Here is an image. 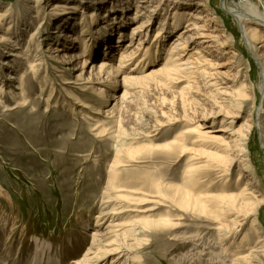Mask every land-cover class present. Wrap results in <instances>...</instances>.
I'll return each instance as SVG.
<instances>
[{
    "label": "rangeland",
    "instance_id": "rangeland-1",
    "mask_svg": "<svg viewBox=\"0 0 264 264\" xmlns=\"http://www.w3.org/2000/svg\"><path fill=\"white\" fill-rule=\"evenodd\" d=\"M54 1L56 0H40L37 7L35 3H31L34 4L33 6L28 5L26 0H0V10H4V7L8 5L13 11L7 15L6 22L3 25L0 24L2 26L0 33L8 32L11 37L10 42H18L20 47L17 49L18 53L22 52V57H9V53L14 49L12 44L4 46L0 44V57L13 59L11 68H4L5 74L6 71L14 72L15 75L24 71L26 74L29 71L24 62L30 60L34 54L39 55L38 59L40 58L38 74H28L24 98L16 97H20V90L15 88L19 85L18 78L9 80L11 90H6L5 97H0V194H2L0 202L6 210L17 216L19 224L25 225L27 235L20 240L19 233L0 219V251L3 254L10 252L11 257L19 261L24 260L30 254L34 244L30 236H35L55 243L54 252L65 264H70V260H75L83 253L87 245L88 233L93 229L94 215L99 210L98 200L105 186L106 173L114 157L113 143L110 138H107L108 134L96 138L88 131L87 117L96 118L97 116L106 127L117 121L126 135L139 137L132 144L136 147L132 154H121L122 160L126 162H123L120 169L128 174V179L125 181L143 178L149 182L145 185L140 183L142 192H146L148 198L156 200L160 197L159 205L147 202L137 206L138 209L148 205H155L156 208L139 215H149L148 219L152 227L138 237L133 263L129 264H232L231 250H235V242L240 240V235L250 229L251 220L247 222L245 228L237 230L234 238L222 240L218 232L213 229L214 224L208 216L204 214L199 216L198 212L178 209L170 200L172 195L170 186L181 183L188 159L193 157L201 145L190 143L189 135L184 136L187 148L183 150L181 147H175L177 144H174V147L170 146L171 148L167 144H170L169 142L181 131L194 127L200 122H204L205 129H208L212 125H219L222 119L229 129H237L251 112L250 100L244 102L241 112L229 116L232 118L219 116L217 124H212L209 120L215 119L212 115L201 119L206 112L218 110V107L210 105V102L203 105L204 111L203 106L194 105L195 102H192V105L182 103L179 89L183 82L169 88L149 85L139 92L134 89L127 98L119 100L118 97L107 105L101 106L102 98L91 90L80 92L74 88L79 85L68 86L61 82L62 77L67 78L66 80H74L79 71L71 74L65 69L68 65L63 62L62 55L69 50L56 51L49 47H57L66 40L63 35L57 37V29L62 27L65 31H71V27H74L75 31L72 33H78L79 25L76 23L69 25L70 21L64 22L65 20L59 22V16H56L57 18L51 16L48 8ZM65 2L73 5L75 0ZM211 2L212 8L216 9L217 0ZM94 7L98 8L96 13L98 14L97 24H99L104 15V9L102 5ZM217 10L218 16L223 14L218 22L225 21L229 29L227 35L235 38L234 41H236L231 42L229 47H233L237 53L235 64H228L217 69L221 78L219 86L229 92L233 90L238 92L242 83L247 82L248 86H252V91L249 87L248 93L254 97L255 114L259 110L262 111L259 117L255 115L256 119L248 134L246 150L257 166L256 177L262 181L256 187L264 192V91H260L258 87L264 84V79L260 77L258 53L256 50L253 51L254 49L250 50L246 42H241L242 32L233 18L229 15L227 18L223 10ZM260 10L264 13V6L261 5ZM132 12L124 15L126 24L124 23L123 26V36L128 33L133 23ZM77 13L75 12V17L79 16ZM7 22L10 23V29L5 31ZM217 24L221 27V23ZM33 29H37L39 34L37 39L32 41L35 43L32 44L29 52L26 53L24 52L26 41L30 33L34 31ZM102 37L95 34V38L100 43L103 41ZM125 41L126 39L123 42ZM66 42L78 41L68 39ZM169 43H165V49ZM38 47L41 49L39 52H37ZM120 48H122L121 45L113 51V58L118 56ZM102 58V56L94 57L93 63L96 64ZM246 72L250 73L251 79L244 80ZM5 74L3 73L0 77L5 78ZM7 84L5 83L4 87L10 86ZM51 85H54L56 92H53L51 99L47 101ZM103 88L105 93L109 91L115 96H120L122 93L119 85L115 90L112 87L104 86ZM68 91H72L77 96L78 103L80 100L85 102L87 108L78 106L77 102H71L65 95ZM186 96L190 95L186 94ZM194 96L199 97L200 100L204 99L202 95ZM188 99L192 100L193 97L190 96ZM208 99H218L223 105L226 104L223 101L231 100L227 95H219L217 98L209 96ZM115 102L119 109L117 115L111 118L104 117V111L111 108ZM94 106H99L102 113L93 114ZM78 110H82V113H78ZM224 111H222L223 114ZM230 119L233 122L227 125ZM237 175L238 169L235 167L229 173V177H225L222 181L214 172L208 174L207 180L215 185L229 187L228 191H231L240 189L249 177L244 175L236 179ZM155 190L160 191V194L153 192ZM153 195L157 196L154 198ZM140 199L143 200L142 197ZM260 211L261 213L256 217L258 223L263 226L261 230H264V207ZM179 217L184 219H177ZM162 219L167 223H164ZM6 234L10 236L8 239L5 237ZM259 235L254 236L253 239ZM73 238L79 239L78 246ZM18 245H20L19 249ZM114 256L115 254H109L101 264H109Z\"/></svg>",
    "mask_w": 264,
    "mask_h": 264
},
{
    "label": "bare ground",
    "instance_id": "bare-ground-1",
    "mask_svg": "<svg viewBox=\"0 0 264 264\" xmlns=\"http://www.w3.org/2000/svg\"><path fill=\"white\" fill-rule=\"evenodd\" d=\"M65 1L67 0L52 2L48 10L51 16L60 17L59 22L65 20L64 22L70 21L69 25L73 23L79 25L78 33H72L75 31L74 27H71V31H65L62 27L56 30L57 37L63 35L64 40L71 39L78 42L67 43L65 40L57 47L49 48L56 51L69 50L62 55L63 62L68 65L65 69L71 74L79 71L74 80H66L67 78L62 77L61 82L68 86L79 85L74 88L80 92L91 90L102 98L101 106L107 105L118 97L119 100L127 98L134 89L139 92L149 85L157 88H169L183 82L179 89L182 103L192 105V102H195L194 105L200 107L210 102V105L218 107V110L206 112L201 116V119L212 115L215 119L209 120L212 124H217L219 116L232 118L229 116L241 112L244 102L250 100L252 103L251 112L242 120L237 129H229L222 119L218 123L219 125H212L208 129H205L204 122H200L194 127L181 131L169 142L170 144H167L169 147H174V144H177L175 147H181L183 150L187 148L184 136L189 135L190 143H200L201 145L193 157L188 159L190 162L187 161L180 180L181 183L170 186L172 191L170 200L178 209H183L182 211L190 210L198 212L199 216L201 214L208 216L214 224L213 229L218 232L222 240L234 238L237 230L245 228L247 222L251 220L250 229L240 235V240L235 242V250H231L232 264H264V230H261L263 226L258 223L256 217L264 207V192L256 187L262 181L256 177L257 166L246 150L248 134L254 119H256L255 115L259 117L262 111L259 110L255 114V100L248 93L251 85L248 86L247 82H243L238 92L222 89L219 86L221 78L219 70H217L222 66L235 64L237 59L236 51L233 47H229L231 42H236L235 38L227 35L229 29L224 20L218 22L219 17L221 19L223 14L218 16L217 9H221L226 13L227 18L231 16L234 23L238 25L242 32L241 42H246V46L250 50L254 49L253 51L256 50L258 53L257 61L261 68L260 77L264 79V51H262L264 48V13L260 10V6H264V0H217L216 9L212 8V0H75L73 5ZM26 2L30 6L31 3H35L39 7L40 0H26ZM99 5L103 6L104 15L101 22L97 24L98 14L96 11L98 8L94 6ZM11 8L6 5L4 10H0L1 25L6 22L7 15L13 12ZM131 11H133V23L128 33L123 36L124 19ZM75 12H79V14L77 13L79 16L75 17ZM67 17L71 20L66 19ZM217 23H221V27ZM6 26L5 31H8L10 23ZM0 27L2 28V26ZM33 30L26 41L27 45L24 49L26 53L29 52L32 44L35 43L32 41L37 39L39 34L37 29ZM95 34L103 36L102 43L98 42ZM10 38L8 32L0 33V44L3 46L12 44L14 49L9 53V57H22V52L19 54L17 50L20 48L19 43H11ZM125 39L126 41L123 42ZM166 42L170 43L165 49ZM120 45L122 48L118 51V56L113 58V51ZM63 47L64 49H62ZM40 50L38 47L37 52ZM38 56L34 54L30 60L24 62L27 64L28 73L20 71L17 75L13 74L14 72L6 71V74L4 72V68L11 66L13 59L0 57V75L5 74V78L0 77V97H5L6 90H11L9 80L18 78L19 85L14 87L20 90V97H16L24 98L28 74L37 75L39 72L40 58L38 59ZM96 56L103 58L95 64L93 58ZM150 64L151 66H149ZM146 67L148 68L145 69ZM248 79H251V76L246 72L244 80ZM5 83L10 86L4 87ZM118 85L122 88L120 96H115L109 91L106 92L108 94L106 95L104 86L112 87L115 90ZM212 87L215 88L212 89ZM258 87L260 91H264V84H260ZM42 88L41 92H43ZM53 92L56 91L54 85H51L47 101L51 99ZM186 94L192 96L193 99L189 100L190 96L188 97ZM195 94L202 95L204 99L200 100L199 97L194 96ZM65 95L71 102L75 103L78 100L72 91H68ZM219 95L230 96L231 100L223 101L226 103L223 105L218 99H208L209 96L217 98ZM78 106L87 108V104L81 100ZM117 106L115 102L111 108L104 111V117L111 118L117 115L119 110ZM202 108L204 111L205 107ZM81 111L77 112L82 113ZM100 112L102 113V109L99 106L92 108L93 114ZM86 122L88 131L94 137L108 134L107 138H110L113 143L114 157L106 173L105 186L98 200L99 210L94 215L93 229L88 233L85 250L80 256L77 255L75 260H70V264H101L109 254H115L109 264L133 263L138 237L144 235V232L152 227L148 219L149 215H139L154 210L160 197L156 200L148 198L146 192H142L140 183L145 185L149 182L143 178L125 181L128 179V174L120 169L123 162H126L122 160L121 154H132L136 148L132 144L139 137L126 135L117 121L108 127L97 116L96 118L87 117ZM232 122L230 119L227 121V125ZM235 167L238 169L236 179L244 175L249 176L245 185L240 189L228 191L229 187L215 185L207 180L208 174L214 172L222 181L225 177H229V173ZM256 182L258 183L255 184ZM153 192L160 194L158 190ZM138 195H141L143 200ZM153 196L155 198L157 195ZM147 202L155 205L137 208ZM14 215L8 209L6 210L0 202V219L12 230L15 229L22 240L27 236L26 227L19 224L17 216ZM252 216L254 217L251 218ZM163 221L167 223L166 220ZM258 234L260 235L253 239ZM5 237L8 239L10 236L6 234ZM30 238L34 244L30 249V254L26 258L24 257V260L19 261L11 257L10 252L3 254L0 251V264H65L54 252L55 243L35 236H30ZM73 240L78 246L79 239L73 238Z\"/></svg>",
    "mask_w": 264,
    "mask_h": 264
}]
</instances>
